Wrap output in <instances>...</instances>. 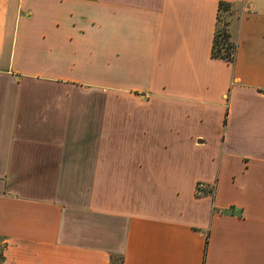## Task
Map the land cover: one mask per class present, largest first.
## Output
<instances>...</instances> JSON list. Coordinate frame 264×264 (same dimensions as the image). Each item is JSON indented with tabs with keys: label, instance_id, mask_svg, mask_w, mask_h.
Returning a JSON list of instances; mask_svg holds the SVG:
<instances>
[{
	"label": "crops",
	"instance_id": "obj_1",
	"mask_svg": "<svg viewBox=\"0 0 264 264\" xmlns=\"http://www.w3.org/2000/svg\"><path fill=\"white\" fill-rule=\"evenodd\" d=\"M0 264H264V0H0Z\"/></svg>",
	"mask_w": 264,
	"mask_h": 264
},
{
	"label": "trees",
	"instance_id": "obj_2",
	"mask_svg": "<svg viewBox=\"0 0 264 264\" xmlns=\"http://www.w3.org/2000/svg\"><path fill=\"white\" fill-rule=\"evenodd\" d=\"M237 12V4L220 2L212 47L213 59L234 62L237 47L232 37L231 26Z\"/></svg>",
	"mask_w": 264,
	"mask_h": 264
},
{
	"label": "built area",
	"instance_id": "obj_3",
	"mask_svg": "<svg viewBox=\"0 0 264 264\" xmlns=\"http://www.w3.org/2000/svg\"><path fill=\"white\" fill-rule=\"evenodd\" d=\"M203 187H204L203 184H198V185H197V190H201Z\"/></svg>",
	"mask_w": 264,
	"mask_h": 264
},
{
	"label": "rangeland",
	"instance_id": "obj_4",
	"mask_svg": "<svg viewBox=\"0 0 264 264\" xmlns=\"http://www.w3.org/2000/svg\"><path fill=\"white\" fill-rule=\"evenodd\" d=\"M240 12H241V11H240V7H238V12L236 13L234 19L237 17V15H238ZM202 189H203V188H202ZM199 191H200V190H199Z\"/></svg>",
	"mask_w": 264,
	"mask_h": 264
}]
</instances>
